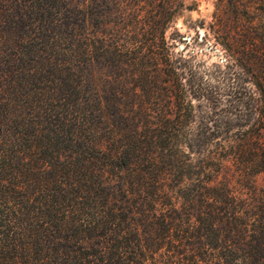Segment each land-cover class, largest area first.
<instances>
[{"label": "trees", "instance_id": "1", "mask_svg": "<svg viewBox=\"0 0 264 264\" xmlns=\"http://www.w3.org/2000/svg\"><path fill=\"white\" fill-rule=\"evenodd\" d=\"M186 1L0 0V264H40L44 238L49 264H148L163 239L162 264H229L186 253L187 215L214 234L251 223L264 264V0H212L193 36L167 35ZM208 37L210 64L187 48ZM53 213L58 247L34 223Z\"/></svg>", "mask_w": 264, "mask_h": 264}, {"label": "rangeland", "instance_id": "2", "mask_svg": "<svg viewBox=\"0 0 264 264\" xmlns=\"http://www.w3.org/2000/svg\"><path fill=\"white\" fill-rule=\"evenodd\" d=\"M186 2L187 4L195 2L197 4V10L184 12L182 16L178 18L175 25H173V27L167 31V35H169V33L173 31L175 27L182 34H189L193 36L194 30L188 28L187 25H193V23L195 25L200 20H204L205 22L208 20L209 13L212 10V0H187ZM180 48L181 45L177 46L175 50L177 51ZM187 48L189 51L193 52L198 59L205 62L206 64H210L213 61L220 60L222 55V49H220V47L216 45L212 37H208L203 42L190 40ZM16 164L17 162H14L12 164V167L10 168L13 169L15 167L20 169V166H16ZM25 168H22V170H24ZM44 178L51 182L50 187L53 186L52 183L55 185L64 183L63 188H65V183H68V179L66 175L62 173L61 169L52 168L50 166L46 167ZM255 181L258 188H264V173L257 175ZM134 217H137L136 214ZM157 218L159 217H150L148 220H144V224L149 223L145 230L147 235L156 236L162 233L155 228L160 223ZM66 219L67 218H64L60 213L57 216L55 213H53L52 217H41L37 221L35 220L34 223H36L37 225L36 230H38L37 233L39 238H44V236L46 235H55L57 237L55 240L56 247H58V243L60 242L66 243L67 241L61 239V235H63V233L59 228L60 225H64L63 223L66 221ZM187 221L190 224L195 225L197 228H191V235L189 234V237L185 240L189 243L188 245L186 244V253L198 254L203 249H208V251L217 253L219 249H225L229 264H259V259L261 258L259 256V233L254 231L251 223H249V225H247V227L244 230H241L239 233L226 230L220 231L219 234H214L211 232H206L203 228H201V226L203 225L202 220L195 215H187L184 216L182 220L181 218L179 220H174V222L180 223V225H182L183 222L186 223ZM142 229H145V227L142 226L139 228V232L141 235H143ZM173 232L174 230L171 229L170 234H172ZM81 235L82 233L75 228L72 229L69 234L65 235L64 237L74 243L76 246H82L83 244L81 241ZM156 241L163 244L161 248H158L155 253L151 254L153 260L149 258L148 264H162L160 261L166 258L165 253L168 246L167 241L163 242L164 239ZM170 241H172V239ZM43 243L48 247L47 252L45 255L36 256V258L40 264H49L51 260H56L57 257L56 254H52V251L50 249V240L44 238ZM213 246L216 247L215 249L217 250L212 249ZM168 253L173 255L172 260L175 261V263L173 264H182V259L184 257L183 255L176 253V251H170ZM71 263H76V259H72ZM198 263L202 264L203 262L199 261Z\"/></svg>", "mask_w": 264, "mask_h": 264}]
</instances>
